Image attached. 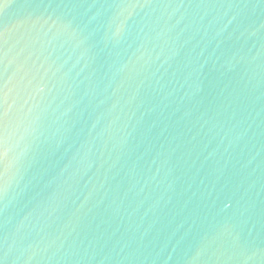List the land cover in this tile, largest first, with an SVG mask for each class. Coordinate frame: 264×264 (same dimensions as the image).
<instances>
[{
  "label": "water",
  "instance_id": "1",
  "mask_svg": "<svg viewBox=\"0 0 264 264\" xmlns=\"http://www.w3.org/2000/svg\"><path fill=\"white\" fill-rule=\"evenodd\" d=\"M0 264H264V0H0Z\"/></svg>",
  "mask_w": 264,
  "mask_h": 264
},
{
  "label": "snow or ice",
  "instance_id": "2",
  "mask_svg": "<svg viewBox=\"0 0 264 264\" xmlns=\"http://www.w3.org/2000/svg\"><path fill=\"white\" fill-rule=\"evenodd\" d=\"M2 94H3V88L0 86V99H2ZM0 107H2V104H0ZM3 134V118H2V113H0V137H2Z\"/></svg>",
  "mask_w": 264,
  "mask_h": 264
}]
</instances>
